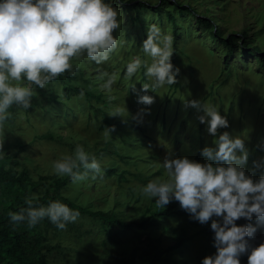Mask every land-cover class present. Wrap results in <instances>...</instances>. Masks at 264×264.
I'll return each instance as SVG.
<instances>
[{
  "label": "rangeland",
  "instance_id": "rangeland-1",
  "mask_svg": "<svg viewBox=\"0 0 264 264\" xmlns=\"http://www.w3.org/2000/svg\"><path fill=\"white\" fill-rule=\"evenodd\" d=\"M105 2L111 4L119 13L118 22L121 26L113 33L118 41V47L110 54L109 59L100 65L91 61L86 53L76 59L83 63H79L83 73L94 78L98 90L125 97L121 102L124 107H119L120 104L117 106L118 113L121 118L127 116L122 127L128 129L133 127L130 132L133 133L131 136L135 141L138 140L135 142L138 147L123 146L118 137L113 138L111 135H104L101 142L87 143L81 140L82 137L77 133L83 135L80 132V125L72 128L65 126L63 129L52 128L54 134H60L65 138V141L60 143L56 139L51 142L35 141L31 138L40 135L45 126L38 117H32L30 125L20 119L18 124H21L23 131L20 138L26 149L20 154L19 159L21 165L28 169L32 181L38 182L39 177L49 180L65 177L66 175L55 174L53 164L65 155H74L76 146L81 145L90 158L94 156L101 166V174H97L96 177H102L108 168L116 167L121 169L120 172L124 169L125 174L121 178L123 183L119 184L115 177L113 187H109L108 190L104 184L95 185L98 179L95 181L96 178H92L91 172L87 178L89 180L72 183L70 177L68 186L71 192L81 202L83 199L93 202L97 210L112 211L116 208L114 214L121 219L120 222L123 223L125 217V222L131 223L137 222V218L129 214L137 205L134 200L137 197L138 209L141 208L140 205L144 207L150 202L159 207L155 203V198L142 195L141 189L152 180L167 179L163 167L165 158L187 157L195 162L215 164L217 162L209 161L202 155V150L205 147H215V140L223 132H228L230 138L240 137L244 140L248 159L242 167L246 175L254 181L264 175V66L261 60V56L264 55V0H105ZM131 7H139L138 13L144 24L131 19L134 15ZM158 7L162 10L161 18L158 17L157 11L154 13V9ZM183 8L185 12L179 15L178 11ZM167 10L176 16L177 26L174 22L167 21L163 12ZM198 18L209 22L211 27L200 24ZM152 24L161 29L162 35L173 37L171 63L174 71L179 69L176 84H165L155 89L151 88L154 78L145 75L147 66L152 63V57L142 48L143 41L147 39L148 26ZM214 30L218 37L212 39L210 34ZM229 36H234L233 53L228 52L219 40H225ZM253 48H257L258 52ZM137 56L146 61L147 66L142 63L137 72L129 78L126 75L127 64ZM103 71L115 73L117 76L110 92L101 88L106 80L99 78ZM125 82L128 87H123ZM144 84L150 87L147 92L142 90ZM114 90L120 94L114 93ZM143 95L152 96L154 102L151 105L139 103L138 97ZM191 100L200 101L202 106L217 109L226 117L228 127L219 128L215 136L211 135L207 123L210 118L206 117L204 123L199 120L200 116L205 115L204 111L186 107L187 102ZM123 156L126 158L122 159ZM131 173H139L140 179L135 184L131 183L130 189L127 190L121 185L133 181ZM114 175L115 172L112 176ZM107 177L108 175H105V178ZM103 198L106 199L105 202ZM173 200L164 207H171ZM177 209L184 213L183 217L187 223L181 227V234L176 235V239L173 237L180 231L178 223L172 224L176 230V232L173 230L174 233L171 231L164 233L159 229L142 239L156 238L161 247H166L173 245L180 236L195 235L184 249L183 255L186 258L196 260L203 252L214 251L210 250L214 248L213 238L197 234L205 226L211 225L212 221L201 224L179 204ZM212 219L222 220L219 217ZM235 223L237 226L252 224L257 229L254 237L249 240L248 252L251 248L264 243V224L258 223L255 216L251 221L240 218ZM126 236L128 235L123 237ZM134 236L129 234L127 238H135ZM94 237L92 241L97 243L95 250L85 246L73 247L74 251L78 252V255L74 256V261H79L80 264H96V261L101 259L104 262L100 261L99 264H122L132 256L136 247V240L128 239L112 247L108 246L105 250L109 252L106 253L100 247L101 235ZM64 245L72 250L70 245ZM66 260L64 262H67ZM240 264L246 263L240 260Z\"/></svg>",
  "mask_w": 264,
  "mask_h": 264
},
{
  "label": "clouds",
  "instance_id": "clouds-1",
  "mask_svg": "<svg viewBox=\"0 0 264 264\" xmlns=\"http://www.w3.org/2000/svg\"><path fill=\"white\" fill-rule=\"evenodd\" d=\"M118 15L105 0H0V130L10 118L11 106L29 109L33 85L43 89L66 71L71 72L73 58L86 53L97 65L107 61L118 47L113 35L121 26ZM142 48L152 57L151 65L137 56L127 64L126 75L132 77L143 63L147 66L145 75L154 78L152 89L176 84L179 69L174 71L171 63L173 37L162 35L161 29L152 24ZM99 78H106L101 88L109 92L117 80L115 73L107 71L101 72ZM149 89V85H142L144 92ZM138 102L151 105L154 98L143 95ZM188 106L204 111L205 115L199 117L201 123L210 118L207 123L211 135L228 127L226 117L214 107L202 106L197 100L188 101ZM114 130V126L106 128L105 135ZM214 143L216 146L205 147L202 155L217 163H199L187 157L165 158L167 179L148 182L141 193L155 198L162 208L175 199L201 224L212 221L216 254L203 258L202 264H240L239 257L248 252L249 240L257 229L252 224L237 226L235 221H251L255 216L258 223L264 224V175L256 181L246 175L242 166L247 162L248 151L242 138L233 139L223 132ZM53 170L57 175L71 177L72 183L87 179L89 172L95 179L102 171L96 158H90L81 145L76 146L74 155L55 161ZM33 200L26 198L27 208L9 212L10 221H27L29 227H34L47 217L59 230H64L67 223L80 216L59 201L36 207ZM248 264H264V243L251 248Z\"/></svg>",
  "mask_w": 264,
  "mask_h": 264
},
{
  "label": "trees",
  "instance_id": "trees-1",
  "mask_svg": "<svg viewBox=\"0 0 264 264\" xmlns=\"http://www.w3.org/2000/svg\"><path fill=\"white\" fill-rule=\"evenodd\" d=\"M141 7L143 8V6ZM131 9L134 11L131 19L143 23L138 13L139 7H131ZM184 9L178 11V14H183ZM156 11L158 17L161 18L162 10L158 7L154 9V13ZM163 12H165L167 21L169 23L174 22L176 25V16L170 10ZM197 21L206 27H211L209 22L201 18H198ZM217 35L218 33L214 30L210 37L215 39L218 37ZM233 39L234 36H229L225 40L219 39L230 53H233ZM243 46L245 47L244 43ZM253 50L258 52L257 48H253ZM261 60L262 66H264V55L261 56ZM71 63L73 65L71 72L66 71L48 83L45 88L41 89L33 85L34 95L31 100V107L23 109L15 104L11 106L8 110L11 113L10 118L5 121L3 130H0V264H80L81 262L73 260L74 256L78 255L73 247L85 246L95 250L97 243L93 242L92 238L96 235H101L100 247L102 250L124 240H136L134 253L122 264H202L203 258L214 256L216 254L215 247L210 249L214 251H205L196 260L186 258L183 255L184 249L189 245L186 244L195 235L180 236L173 245L166 247H161L156 238L142 239L146 237L145 235L148 236L149 233L159 229L164 233L170 231L174 233V231L176 232L172 225L174 223L180 224V231L174 234L173 239H176V235L181 234V227L185 226L184 223L186 224L187 221L183 217L184 213L177 209L179 202L175 199L172 201L171 207L162 208L150 202L144 207L140 205L141 208L138 209L136 206L139 197H137L134 199L137 205L129 213L130 216L133 215L137 218V222L126 223L124 217L123 224L120 222L121 219L114 214L116 208L112 211L97 210L94 208L93 202L84 199L82 202L79 201V198L73 195L68 186L70 177L67 175L50 180L39 177L38 182L32 181L28 169L21 165L19 159L20 154L26 149V145L20 138L23 134L22 126L18 124L20 119L30 125L31 118L38 117L45 126V130L40 135H34L31 138L35 141L51 142L56 139L60 143L65 141V138L60 134H54L52 128L63 129L65 126L72 128L80 125V132L83 135L77 133L79 137H82L81 140L90 144L94 141L98 143L102 141L105 135L103 131L105 133L106 128L114 126L115 130L110 133L113 138L118 137L123 146L138 147L135 143L138 140L135 141L134 137L131 136L133 133L130 131L133 127L130 129L122 127L127 116L121 118L118 113L119 108L117 106L120 104L119 107H124L121 102L125 100V97L121 98L116 94L98 90L94 78L83 73V69L79 65L82 62L73 58ZM25 83L27 82L25 81ZM128 86L127 82L123 83V87ZM81 92H83L82 96ZM114 93H119V91L114 90ZM110 96L114 99L110 100ZM135 130L134 128L133 131ZM1 131H6V133H1ZM123 150L124 148H122ZM124 158L126 157L123 156L122 159ZM122 170L123 173L120 172V168H108L105 173L108 177L105 178V175L96 177L95 181L97 179L98 181L95 185L104 184L105 189L108 190L109 187H113L115 177L119 180V184L123 183L121 178L125 172L124 169ZM81 171L84 170L81 169ZM114 172L115 175L112 176ZM131 174L134 177L133 181L127 185L124 183L126 186L121 185L127 190L130 189L131 183L135 184L140 179L139 173ZM101 180L103 181L99 183ZM89 182L92 183L93 181ZM26 198H34L33 204L36 207H47L51 202L59 201L70 209L78 211L80 216L75 222L67 223L64 230H59L47 217L34 227H29L27 221L14 224L10 221L8 214L9 212H19L21 208H27ZM92 200L94 201V199ZM105 201L106 199L103 198V202ZM129 234H134L136 237L127 238ZM197 234L210 236L213 240L215 236L211 225L205 226ZM124 235L128 236L124 238ZM64 244L70 245L72 250ZM250 251L242 254L239 259L248 264ZM105 252L108 253L109 250H105ZM65 259L67 262H64ZM100 261L104 262L99 259L96 264H99Z\"/></svg>",
  "mask_w": 264,
  "mask_h": 264
}]
</instances>
